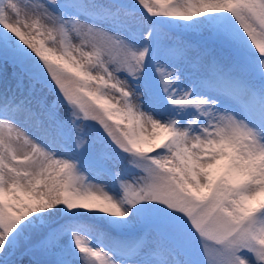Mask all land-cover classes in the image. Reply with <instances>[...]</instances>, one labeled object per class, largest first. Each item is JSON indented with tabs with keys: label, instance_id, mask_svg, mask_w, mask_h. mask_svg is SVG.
I'll return each instance as SVG.
<instances>
[{
	"label": "snow or ice",
	"instance_id": "snow-or-ice-1",
	"mask_svg": "<svg viewBox=\"0 0 264 264\" xmlns=\"http://www.w3.org/2000/svg\"><path fill=\"white\" fill-rule=\"evenodd\" d=\"M0 264H264V0H0Z\"/></svg>",
	"mask_w": 264,
	"mask_h": 264
}]
</instances>
